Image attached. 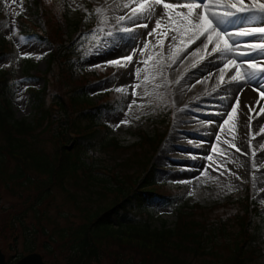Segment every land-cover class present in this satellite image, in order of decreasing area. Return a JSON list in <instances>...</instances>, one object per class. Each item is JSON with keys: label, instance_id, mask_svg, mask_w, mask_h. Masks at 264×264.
Wrapping results in <instances>:
<instances>
[{"label": "rangeland", "instance_id": "1", "mask_svg": "<svg viewBox=\"0 0 264 264\" xmlns=\"http://www.w3.org/2000/svg\"><path fill=\"white\" fill-rule=\"evenodd\" d=\"M111 1L114 0H64L67 5V15L63 18H59V16L56 17L55 12L57 9L54 11V9L48 5V0H44V3H47L45 4L46 9H50L52 14H54L55 21H58V19L61 20L60 25L66 31L64 38L66 47L71 51L72 78L81 79L84 72H94V75H87L88 78L85 83L86 98L92 102V104L98 103L103 99V93L109 89L120 96L116 108L113 110H102L101 115L102 122L110 127V135L116 137L120 146L129 147L134 145L140 139L139 136L141 131L153 136L158 142L165 127L167 117H170L169 130L163 142L158 147L152 159V163L155 169V179L157 183H162L163 181L180 183L185 186L183 195L177 198L173 205L168 206L164 204L162 200L155 199L151 201L145 208V212L148 214L145 212L137 213L133 221L135 220L136 223H141L143 219L145 221L147 220L152 228H161L164 225L170 227L173 226L176 221L177 208H179V210H184V208L193 203H198L207 207L214 206L212 211L206 212L208 227L211 225L212 227L215 226L211 221L214 219L217 220L216 215H219L220 220L227 221V224L231 222V226H227L229 236L226 239L225 236H218V240L219 242L226 241L233 243V234L237 229L235 228V221L232 219L228 221V218L235 214L236 206L234 208L231 206L222 208L221 204L230 197H233L232 199H238L248 193L253 201L259 205L264 215V195L260 191L261 188H264V179L260 181H255L253 179L255 171L261 172L264 170V157L260 160V163L263 162L260 166H257L258 163H254L251 169L247 168L248 165H244L243 172L237 170L233 164H231L234 161L231 160V152L237 150L235 143L233 140L220 137L222 134L219 130L215 131V137L212 142L208 143L209 145L206 150L194 156L191 147L198 146L197 141L200 142V140L204 139L202 137V130L195 127L194 123L185 121V117L182 118V122L179 121L182 114H184L181 112L186 109L183 99L181 101L180 98L175 97V93L179 90L175 85L181 84L183 80H185L184 77L187 76L186 74L193 73V71L187 70L181 73L177 72L181 62H177L180 54L175 60L176 64L172 62V57L176 56L180 47L179 42H176L174 47L169 48V44L171 43L170 37L164 38V43L161 45L158 43L159 37L156 35H141L151 32V29L155 27L156 18H159L163 12L162 4L156 6L157 14L151 20L136 22V24L147 23V28L136 27L133 32H118L117 28L122 29L125 26L132 28L134 25L127 21L117 25V17L130 12L131 8L136 7L139 3L143 2V0H116V2L113 3H111ZM118 2H120L122 6L124 4H129V7H122L119 9ZM152 2L153 0H149V3ZM163 2H174V0H163ZM257 2H264V0H257ZM112 4H114V7L117 6L118 8L115 9V12H106L109 5L111 9H114ZM0 5L2 6L1 11L5 14V25L3 28L0 26V38L4 35L6 39H12L17 46L14 50L13 47H11L12 50L0 57V74L4 70L9 69V74L12 76L11 106L14 109V116L18 119L23 118L30 120L33 117L35 105L28 91L29 87H36L38 89L43 88V96L47 104L51 106L54 102L56 103V101L66 102L73 85L65 86L54 82L58 76L55 68L46 75L49 77V82L47 77L46 79L42 78L43 72L52 61V59L50 61L49 54L54 52L55 44L48 40L45 42L39 41L34 37L24 34V31L21 29L22 24L18 20L19 16L22 14L27 18L28 23H34L38 25V28L41 30L47 31V26L43 19L44 17L38 13L36 0H16L15 3H13V0H0ZM96 9H101L102 11L97 12ZM252 15L254 14H246L247 19L245 16L234 18V25L225 24L224 27L234 29L241 25H258L260 21L264 19V17H261L259 14H255L256 19L253 20L251 19ZM109 33H111V35H109ZM121 36L124 37V42L131 45L127 51L123 49H113L105 52L103 55L92 54L97 45L107 43L111 48L112 42L114 43L117 40L120 41L119 38ZM129 37H134V39L129 40ZM239 39L245 42H256L257 40L256 36L252 35L240 37ZM146 43L149 45L148 48L144 47ZM7 49H10L9 46ZM210 49L211 46H209L207 51H210ZM207 51H205V54ZM126 55H133V62L128 64V66L117 67L113 63V61L116 60H123ZM206 56L211 57L208 55ZM214 56H216V54L212 57ZM203 59L204 56H202V60ZM251 59L252 57L248 56L238 57L239 61H249ZM158 70L159 72H157ZM230 73L235 74V71H231ZM203 75L204 73L202 76ZM216 77L218 78V74ZM226 77L225 73L223 81ZM192 79H194V77H191V80ZM227 82L229 87L238 84L236 82H230V79L224 81V83ZM243 85L248 87L252 95L256 94L258 97L260 102L256 108L260 109L264 107V98L260 96V89H254L252 84ZM79 86H82V84H78V87ZM214 92L215 89L209 91V93ZM210 100L214 101L213 97H211ZM133 101H135V103H133ZM195 108H197V106ZM198 108L204 110L209 109L200 106ZM206 112L209 113L210 110H206ZM56 113L58 115V121H61L63 118L66 119L65 114L61 113L60 110H57ZM69 113L74 121V113ZM189 113L194 114L195 112L192 111ZM222 119L223 118L220 120L222 121ZM195 123H199V121ZM117 125L119 126L117 127ZM261 125L251 129V126L249 127V121H247L246 129H248L250 133L252 132L251 135L256 137L260 129L264 126V122H262ZM157 127L159 128L158 131ZM174 133L177 135L174 136ZM217 135L220 137L219 141L216 140ZM42 137L44 140V150L47 153H51L53 149L48 139V129L44 130ZM263 140L264 139L261 141ZM258 143L252 145V148H250V142L248 140L245 141V146L240 149V151H243L247 156V161L249 158L252 161V157L259 155L264 150V148L259 149V147L264 145V142ZM67 145H69V143ZM213 145L218 149L215 153L212 152ZM132 149L133 148H120L118 149L119 151L126 152L120 154V156H116L126 157L131 154L130 150ZM86 153H88V150ZM104 153V151L94 148V153H88L87 157L85 155L82 156V158H88L90 163H95V171L108 176L104 174L103 168L112 171L111 168L113 167L111 164H113V161H111L109 157H105ZM150 155L151 152H147L146 158ZM208 155L213 156L212 162L208 161ZM196 157L200 160L198 166L191 161ZM193 167L194 171H192ZM116 171H118V169L114 170V172ZM132 171H134L133 176H137L138 173L141 175L137 167L132 169ZM202 171L207 173L208 176L210 175L211 178L202 183L194 182L193 179ZM99 173L96 174L100 175ZM41 177L43 178V176ZM121 179L123 180V178ZM72 182L73 181L65 184V187L69 189L70 192L75 193L77 198H80L82 190L76 187ZM125 184L130 186L128 182H125ZM55 188L56 186H53L49 190L53 191ZM161 189L164 192L168 191L166 188ZM31 191L32 188L29 190L22 189L19 192L21 195L14 196L0 186V250L6 255V261H8L9 264H15V261L20 255L28 251L26 252L23 248L22 228L20 225L18 226L20 228L17 227L19 234L17 236L13 235L15 239H13L14 237L8 238L5 236L6 231L1 228L5 216L3 212H6L5 210L10 212V209H8L10 206L22 209L26 204L24 203V198L29 196ZM53 193L54 197L50 199V203L41 204L39 207L40 211L46 210L45 213H47V216L49 215L51 224H48L46 220H42L41 225L46 228L49 233L53 229L77 226L82 221L79 217L81 213L78 206L68 197L66 192H63V189H60V191L54 190ZM201 193H204V200L200 197ZM1 207L4 208V211ZM26 213L27 215L24 221L26 225H35L33 213L31 211H26ZM36 227L38 228L39 224H37ZM37 242H39V245L36 246V251H38V249L42 251L40 245L43 243H46L51 248L53 246L57 247L60 251L62 249L60 241L51 242L48 233L45 235L39 234ZM101 247L106 250L107 255L98 264H119L120 258L123 259L122 262L124 263L126 258L132 256L129 251L121 249L117 244L112 242L107 244L104 242ZM57 249L52 253L55 254L57 260H54L49 254L48 260L54 264H65L66 257L64 252L60 253ZM219 251H225L227 253L228 249L227 251ZM206 256L209 264L210 262L217 264L212 254H206ZM135 258L137 259L136 256ZM56 261H58V263ZM193 264H208V262L195 260Z\"/></svg>", "mask_w": 264, "mask_h": 264}, {"label": "trees", "instance_id": "2", "mask_svg": "<svg viewBox=\"0 0 264 264\" xmlns=\"http://www.w3.org/2000/svg\"><path fill=\"white\" fill-rule=\"evenodd\" d=\"M45 17L47 25L49 23V32L45 34L36 31L35 38L53 42L57 49L50 59L56 63L55 59L62 55L61 60L66 61L67 67H70L65 51L61 55L59 53L58 49L63 46L62 43L58 44L62 42L60 27L54 22L50 9L45 11ZM24 30L27 34L31 33L27 26ZM0 44L6 45L7 41L1 37ZM57 69V84L69 86L75 83L70 78V68L66 69L64 77L60 75L64 70L58 66ZM10 87L4 77L0 79V186L14 196L21 195L19 192L22 189L32 188V191L24 198L26 204L22 209L10 206V212H3L5 216L1 228L6 231V237L13 238L17 236V227L21 225L24 230V250L36 249L39 234L48 233L51 242L60 241L62 249L58 250L64 252L65 264L100 263L107 255L101 247L104 242L115 243L131 253L132 256L126 258L124 263L120 258L119 264H193L195 260L209 264L206 254H212L218 264H264V215L247 195L238 199L230 197L221 204L222 208L236 206L235 214L228 218V221H235L237 229L233 234V243L218 240V236H225V239L229 236L227 226L230 227L231 222L227 224L224 221L218 225L213 220L211 223L215 226L208 227L206 212L212 211L214 206H185L184 210H179L174 225L170 227L164 225L152 228L145 221L136 223L133 221L134 213L141 212L150 201L163 199L167 204L173 202L171 194L160 193L154 188L155 171L145 162L147 152L155 151L156 139L141 131L140 139L134 145L120 146L118 140L110 135L109 127L100 120L101 106L79 104L83 87L71 89L69 104L55 103L64 113L68 109L76 111L74 121L68 123H73V127H64L63 124L59 127L62 120L57 119V109L46 105L42 90L30 92L36 105L34 118L18 119L9 104ZM46 128L53 149L51 153L43 148L42 135ZM70 129H73L74 135L68 134ZM95 146L113 161L109 177L92 173L87 162L81 160V155ZM120 148L133 149L128 156L117 157L126 152L119 151ZM136 167L139 170L143 168L142 177L133 176L132 169ZM115 169H118L116 173ZM71 181L81 188L80 198L66 188L65 191L78 206L82 221L77 226L53 229L49 233L41 221L46 220L51 224V219L39 207L44 203L49 204L54 197L53 191L64 189V182L67 184ZM53 186L56 188L49 191ZM26 211L33 213L35 225L29 226L24 222ZM43 246L46 247L45 244ZM46 248L43 251L46 260L48 254L57 260L52 254L56 249L50 246ZM219 250H226L227 253Z\"/></svg>", "mask_w": 264, "mask_h": 264}, {"label": "snow or ice", "instance_id": "3", "mask_svg": "<svg viewBox=\"0 0 264 264\" xmlns=\"http://www.w3.org/2000/svg\"><path fill=\"white\" fill-rule=\"evenodd\" d=\"M15 2L16 0H13V3ZM161 4L163 12L159 18H156L155 27L151 29V32L141 35H156L159 37L158 43L161 45L164 43V38L170 37L169 48L179 42L180 47L176 56L172 57L173 63L180 53L197 41H200L205 51L211 46L210 51H207L208 56L218 54L220 57L226 58V62L220 68L221 80L224 79L226 72L235 69V74L231 75L230 82L242 85L252 84L254 89H260V96L264 98V19L258 25H241L234 29L223 27L225 24L234 25V18L245 16L247 19L246 14H254L251 16L253 20L256 19L255 14L264 17V2H257V0H174V2L165 3L163 0H153L152 3H149V0H143L136 7L131 8L130 12L117 17V25L127 21L134 26L132 28L127 26L122 29L117 28V31L133 32L136 27L147 28V23L136 24V22L151 20L157 14L156 6ZM123 7L128 8L129 4H124ZM96 11L101 12L102 10L96 9ZM250 35L256 36V42H245L239 39ZM119 39L124 41L123 36ZM128 39L132 40L134 37ZM130 47L131 45L127 42L123 44L114 42L111 48L107 43H101L97 45L92 54L103 55L113 49L127 51ZM144 47L148 48L149 45L146 43ZM199 51L201 49L197 48V52ZM242 56L252 57V59L239 61L238 57ZM131 62H133V55H126L123 60L113 61L117 67H126ZM239 92L242 94L243 87L239 89ZM235 99L236 103L230 106V111L220 114L224 117L220 123L221 132L224 131V126L231 124L237 117L239 95ZM251 111L253 109L249 106V112ZM260 113H264V107L260 108ZM248 119L250 127L253 117L249 115ZM260 131L264 133V127ZM216 140H220L218 135ZM217 150V147L213 145L212 152L215 153ZM237 151L240 150L237 149ZM207 159L212 162L213 156L208 155Z\"/></svg>", "mask_w": 264, "mask_h": 264}, {"label": "bare ground", "instance_id": "4", "mask_svg": "<svg viewBox=\"0 0 264 264\" xmlns=\"http://www.w3.org/2000/svg\"><path fill=\"white\" fill-rule=\"evenodd\" d=\"M113 2H116V0L111 1V3ZM112 5L114 8L113 11H115V9L118 7L119 9L123 7L120 2H118V7H114V4ZM224 26L225 25H223V27ZM115 42H119L121 44L125 43L124 41L118 40ZM197 48H200L201 51L197 52ZM206 55L207 53L205 54V50H203L202 44L200 43V41H197L194 44L189 45V47L183 53H180V56L177 59V62L181 61L178 66V73L185 72L187 70L193 71V73L186 74L190 78L186 76L184 77L185 80H183L181 84L175 85L176 88L179 89L175 93V97L180 98L181 101L183 99V103L186 109L181 112L184 114H182L179 121L182 122V118L185 117V121L194 123L195 127H198V129L202 130V137L204 139L200 140V142L197 141L198 146L191 147V151L194 153V156L206 150L209 145L208 143L212 142L215 137V131L218 130L222 134V136L220 137H225L227 139L233 140L235 143V147L239 150L243 146H245V141L248 140L250 142V148H252V145H255L258 142L263 143L264 140H261L264 139V133H261V131H259L257 134L258 136L255 137L251 135L252 132L250 133L249 130L246 129V122L249 121V115L253 117L251 121V129L261 125V123L264 122V113H260V109L256 108V106L260 102L258 100V97L255 93V95H252V92L248 89V87L242 84H236L229 87L228 82L224 83V81L230 79L231 75H233V73L230 72L235 71V69H231L229 72H226L227 77L223 81L220 79L219 71L223 66V63L226 62V58L220 57L217 54L214 57H207ZM202 56H204L203 60ZM157 72H159V70ZM203 73L204 75L202 76ZM217 74L218 78L216 77ZM191 77H194V79L191 80ZM159 83L161 84L160 81ZM241 87H243L242 94L239 92V89ZM212 89H215V92L209 93V91ZM237 95H239L237 117L231 124L224 126V131L221 132L220 123H222V121L220 119L224 117H222L220 114L225 113L226 111H230V106L236 103L235 98ZM211 97H213L214 101L210 100ZM196 106L197 108H195ZM199 106L207 107L209 109H200L198 108ZM249 106L252 107L253 111L249 112ZM206 110H210V112L208 113L206 112ZM192 111L195 113L190 114L189 112ZM198 121L199 123H195ZM176 135L177 134L174 133V136ZM261 148H264V145L259 147V149ZM231 153V160H234L231 164H233V166L241 172H243L244 165H248L247 168L251 169L253 168L254 163H258L257 166L263 164V162L260 163V160L264 157V150L259 155H255L254 157H252V161L250 160V158L248 159V161L246 160L247 156L243 151L235 150ZM191 161L196 163L197 166L200 163L198 157L192 159ZM192 171H194V167ZM209 178H211L210 175L208 176L207 173H204V171H202L198 173L193 181L202 183L208 181ZM253 179L255 181L264 179V170L261 172L255 171ZM262 194L264 195V189L262 190ZM200 197H202V200H204V193H201Z\"/></svg>", "mask_w": 264, "mask_h": 264}, {"label": "water", "instance_id": "5", "mask_svg": "<svg viewBox=\"0 0 264 264\" xmlns=\"http://www.w3.org/2000/svg\"><path fill=\"white\" fill-rule=\"evenodd\" d=\"M0 264H4V255L0 252ZM17 264H46L37 253H31L21 258Z\"/></svg>", "mask_w": 264, "mask_h": 264}]
</instances>
